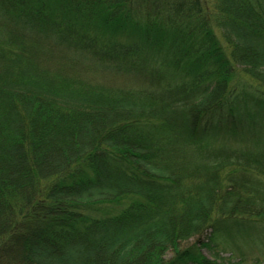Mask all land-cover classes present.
<instances>
[{
	"label": "trees",
	"instance_id": "trees-1",
	"mask_svg": "<svg viewBox=\"0 0 264 264\" xmlns=\"http://www.w3.org/2000/svg\"><path fill=\"white\" fill-rule=\"evenodd\" d=\"M250 108L264 0H0V264H243L216 239L264 238Z\"/></svg>",
	"mask_w": 264,
	"mask_h": 264
},
{
	"label": "rangeland",
	"instance_id": "rangeland-1",
	"mask_svg": "<svg viewBox=\"0 0 264 264\" xmlns=\"http://www.w3.org/2000/svg\"><path fill=\"white\" fill-rule=\"evenodd\" d=\"M115 82L120 83L121 86L123 87L124 86L123 83L125 82V80L123 78H117ZM249 112L252 117L257 119L264 115L263 110L258 111V110H254L253 108H250ZM243 124L245 123L243 122ZM130 201H131L130 199L125 198L119 201L118 203L98 204L96 205L95 209L90 211V214L96 217H101L102 215L112 216L118 213L125 206H127L130 203ZM227 221H229L227 223V226H229L230 228L237 229V226L233 221L230 220ZM211 233H212V229H209L202 236H194L187 240L178 241V243H176V245L167 252L165 256L166 259L171 258L177 252L192 247L193 245L197 247L201 246L202 242L208 241V237L211 235ZM221 233L223 234L219 238L217 237L216 242L218 244L217 250L225 249L222 251L223 256L228 257L231 256V254H233V258H235V261H237V259H241L243 264H253L255 261L258 260L261 263L264 262V238L255 239L254 235L250 236L248 234L247 235L243 234L240 235V237L237 236L236 238H232L229 236V232H221ZM201 251L208 258L211 259L213 258V254L210 249L206 247H202Z\"/></svg>",
	"mask_w": 264,
	"mask_h": 264
}]
</instances>
